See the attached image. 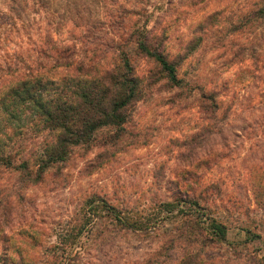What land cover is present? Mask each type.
<instances>
[{
	"label": "clouds",
	"instance_id": "clouds-1",
	"mask_svg": "<svg viewBox=\"0 0 264 264\" xmlns=\"http://www.w3.org/2000/svg\"><path fill=\"white\" fill-rule=\"evenodd\" d=\"M0 264H264V0H0Z\"/></svg>",
	"mask_w": 264,
	"mask_h": 264
}]
</instances>
